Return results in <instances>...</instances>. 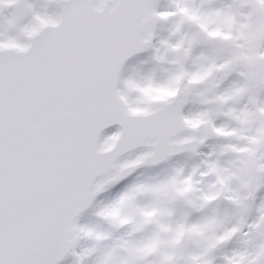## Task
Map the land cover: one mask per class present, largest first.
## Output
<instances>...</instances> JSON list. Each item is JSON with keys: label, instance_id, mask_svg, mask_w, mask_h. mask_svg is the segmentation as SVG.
I'll return each instance as SVG.
<instances>
[{"label": "snow or ice", "instance_id": "6c2138e0", "mask_svg": "<svg viewBox=\"0 0 264 264\" xmlns=\"http://www.w3.org/2000/svg\"><path fill=\"white\" fill-rule=\"evenodd\" d=\"M229 9L200 11L184 0L174 8L156 7L155 0H0V40L7 33L15 41L11 47L0 42V264H60L69 254L82 261L95 249L76 253L78 233L102 238L77 223L96 195L134 168L179 152L204 157L199 175L214 178L204 191L190 172L176 188L180 197L197 209L210 206V199L248 209L236 223L205 216L188 227L217 223V247L245 241L247 249H232L223 264H236L240 255L247 264H264V32L257 34L251 60L237 48L241 40L204 34L154 40L157 21L179 15L176 33L185 19ZM43 19L47 25L33 34ZM149 45L156 60L182 58L184 67L169 70L161 82L125 76L128 57ZM202 45L229 54L213 57ZM209 64L216 70L201 79ZM177 79L174 96L138 113L134 96L149 86H176ZM249 96L251 107L241 103ZM198 119L205 123L188 127ZM111 125L116 130L107 132ZM139 211L145 218L153 214ZM97 215L115 223L132 219L113 206ZM142 247L136 242L129 249L138 254ZM97 264L119 261L110 253Z\"/></svg>", "mask_w": 264, "mask_h": 264}, {"label": "flooded vegetation", "instance_id": "af4514ba", "mask_svg": "<svg viewBox=\"0 0 264 264\" xmlns=\"http://www.w3.org/2000/svg\"><path fill=\"white\" fill-rule=\"evenodd\" d=\"M192 6L194 8V0H192ZM191 19L194 21V16ZM180 20L181 17L177 19V22ZM167 21L160 20L156 22L155 28L160 34L167 35L169 31ZM46 25L47 20H41L33 28L32 33L35 34V32ZM262 27L264 28V24ZM184 34L200 33L194 31V23L191 28L184 27L181 23L180 31L176 32V35L180 38ZM20 35L23 36V32ZM0 42L9 47L15 44L14 40L8 38L7 33L4 34ZM202 47L213 57L220 55L211 45H202ZM228 54L229 50L224 55ZM235 54L232 53L233 58H235ZM144 56L132 60L124 69L123 74L136 80H144V78L142 79L143 65L141 61ZM254 56L255 52L249 60ZM135 62L140 63L138 67H130ZM175 65L177 67L176 71L180 72L184 67L183 59L179 58ZM215 70L216 66L209 64L206 70L201 73L200 78L207 79ZM179 83L178 79L177 87ZM162 91L160 90L159 93ZM176 91L177 89H173L165 96L163 95L164 97L155 101H151L152 97L147 92L142 91L139 95L133 97L135 102L137 96L139 97L137 104H139L140 109H138V113L145 114L150 112L155 102L168 101L174 96ZM241 103H246L251 107L254 105V98L249 96L246 101H241ZM143 104L147 109H142ZM248 115L254 117V113H248ZM203 123H205L203 119H198L189 124V126L192 129H198ZM210 143H217V141H210ZM201 151L206 153L209 149L203 147ZM135 154L136 152L129 154V156L134 157ZM203 158L190 152H183L169 159L164 164L137 170L122 183V187L116 188L113 197L116 196L118 190H125L126 199L131 208L129 215L132 214V219L131 222L114 223L104 216L98 215L97 221L103 227V230H107V237L98 239L97 255L101 256L102 248L110 244V246L115 247L116 251L114 252L116 254H114L117 256L119 264H131L134 259H138L141 264H223V258L226 253L230 254L232 249L243 250L246 243L239 238L233 239L224 247H217L220 243L216 235L219 225L215 222L209 223L202 230L188 227L189 224L195 223L205 216H218L226 222L236 223L241 220L242 215L248 210L247 206L235 207L227 199H216L215 202L210 199L208 202L210 206L197 209L196 206L189 203L188 199L182 198L177 194V186L181 184L185 176L190 172L193 173L194 181H200L194 185L195 188L209 191V186L214 178L201 177L199 175V172L203 169V165L200 164V160ZM227 158V156L222 157V159ZM193 169H195V172H193ZM197 194L194 193V195ZM149 201L159 204L153 205V208H151L153 214L145 218L140 215L139 209H141V206L147 208ZM136 242L143 243V247L138 254L132 253L129 249V246ZM236 264H242L241 255L236 258Z\"/></svg>", "mask_w": 264, "mask_h": 264}, {"label": "rangeland", "instance_id": "374dc122", "mask_svg": "<svg viewBox=\"0 0 264 264\" xmlns=\"http://www.w3.org/2000/svg\"><path fill=\"white\" fill-rule=\"evenodd\" d=\"M255 1H257L262 6L263 12H264V0H255ZM184 2H186L191 8H193L192 0H184ZM175 3H176V0H162L161 3L157 5L156 7L174 8ZM226 5H230V9L227 12H223V11L214 12L203 20L199 16H194V18L199 22L201 31L204 32L206 35L220 36L221 38L227 39L231 42H235L237 40L243 41L244 43L237 45V48L246 49L247 56L249 59L250 57H252V55H254V52H255L254 51L255 47L253 45V41H254L253 35H256L257 32L254 30L253 26L255 22L257 23L258 21L252 20L251 22L249 20L250 17L248 15V6H249L248 0H194V9H199L200 11H206L208 9H222ZM238 17L242 18L244 23L242 24L238 23ZM177 19H180L179 15L168 19L167 23L169 25V31L167 35L160 34V32L155 28V32L157 34L156 39L163 38V37L179 39L176 33H173V29H174L175 24L177 23ZM259 21H260L259 22L260 27H262V25L264 24V16ZM261 32H264V30H262ZM161 52H163V49H161ZM151 54L152 53L146 54L143 60H141L142 65H143L142 79L150 78L151 80L161 82L167 78L169 70L176 71L177 67L175 63L170 64L167 62V60L165 61L156 60L154 58L157 55L155 50L153 54L152 55ZM239 55H244V53L240 52ZM236 56H237V53L235 54V57ZM178 59L179 58L176 59V62H178ZM139 64H140L139 62H135V63H132L130 67L131 66L138 67ZM177 82L178 81H176V86H177ZM176 86H173L170 88H153L149 86V87H146L143 91L147 92L150 95V97H152L151 101H155V100H159L160 98L164 97L166 94H168V92L175 89ZM160 90L161 91L163 90V91L159 93ZM138 99L139 97L137 96V100L135 103L138 109H140L139 104H137V102H139ZM144 104H143L142 109H147ZM113 196H114V192L110 193L106 197H103L102 200H100L99 204L93 208V211L91 210V212L88 214V217H84L82 221L78 224L82 225L86 230H91L93 234H96V233L102 234V238L105 239L107 237V230H103L102 229L103 227L100 225L97 219H94V217L97 215L96 213L98 212V210L104 209L109 206H113V207L120 209L121 211H123L124 213L128 215L131 210L129 202L126 199L127 197H126V192L124 189L118 190L116 196L115 197ZM157 204L159 203L149 201V206L147 208L151 209L153 208V205H157ZM142 208H145V207L141 206V209ZM97 242L98 240L95 238V235H87L85 232H79L78 239L76 242V246H78L77 248L78 251L75 249V252L80 253L83 249H87V248H94L95 251L92 252L90 255L84 257L82 261L78 255H74V259L69 258L64 264H77L76 263L77 260L80 261V264H97V261L101 259L103 256L110 254V253H115L114 252L116 251L115 247L110 246L109 244L102 248V255L98 256L97 255V251H98ZM105 242L108 243V241L106 240ZM247 247L248 245L246 244L243 250H246ZM241 257H242V264H247V256L241 255Z\"/></svg>", "mask_w": 264, "mask_h": 264}, {"label": "water", "instance_id": "95a60500", "mask_svg": "<svg viewBox=\"0 0 264 264\" xmlns=\"http://www.w3.org/2000/svg\"><path fill=\"white\" fill-rule=\"evenodd\" d=\"M159 1H160V0H155V4L158 3ZM251 11H252V14H253L254 16H260V7L254 5V6L251 7ZM183 24H184V25L191 26V24H192V20H187V19H185V20L183 21ZM197 29H198V26H197V24L194 22V30H197ZM212 40L222 41V40H219V39H212ZM151 47H152L151 45L146 46L145 49H144L143 51H141V52H137V53H134L133 55L129 56L128 59L125 61L124 66H125V65L127 64V62H129L132 58H134V57H136V56H140V55H142V54L146 51V49L151 48ZM215 49L218 50V51L220 52V54H224V53L226 52V50H227L226 48H217V47H215ZM124 66H123V68H124ZM156 105H157V104H156ZM113 127H117V125H111V126H109V128H108L107 130H109V129L113 128ZM107 130H106V131H107ZM134 151H136V150H132L131 152H134ZM131 152H130V153H131ZM181 153H183V152H179V153H177L176 155L170 157L169 159H171V158H173V157H175V156H178V155H180ZM126 154H128V153H126ZM126 154H125V155H126ZM169 159L161 160V161H159V162H157V163H155V164H144V165H143V168L155 167V166H157V165H160V164L165 163V162H166L167 160H169ZM138 168H142V166L134 168V170H131V171L129 172V174L126 175L125 177H123L121 180H119L118 182L112 184L111 186H108V187L106 188V190H107V189H111L112 187H114L115 185H117L118 183H120L121 181H123V180H125L126 178H128L129 176H131V175L136 171V169H138ZM106 190H104V191H102V192H100V193H98V194L96 195V197H95V199L93 200L92 204H91L88 208H86L85 210H83V211L81 212L80 216L78 217V220L81 218L82 215L86 214V213L90 210V208H91V206L93 205V203L95 202V200H96L97 198H99L101 195H103V194L106 192ZM78 220H77V222H78ZM69 255H70V254H69ZM69 255H68V256H69ZM68 256H66L65 259H63V260L60 262V264H62V263L66 260V258H67Z\"/></svg>", "mask_w": 264, "mask_h": 264}]
</instances>
